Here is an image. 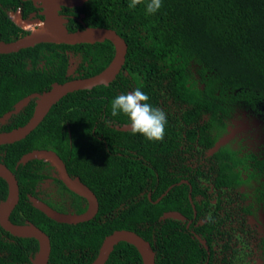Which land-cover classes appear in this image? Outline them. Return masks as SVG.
Returning a JSON list of instances; mask_svg holds the SVG:
<instances>
[{"label": "trees", "instance_id": "1", "mask_svg": "<svg viewBox=\"0 0 264 264\" xmlns=\"http://www.w3.org/2000/svg\"><path fill=\"white\" fill-rule=\"evenodd\" d=\"M130 2L89 0L82 7H64L60 12L72 32L85 27L115 30L127 43L126 59L108 86L68 94L25 139L0 146V163L16 175L20 187V200L11 217H25L46 231L52 241L49 264H91L105 237L116 230L134 231L150 242L156 264H213L197 239L176 229L172 221H159L168 210L194 216L190 186H175L156 200L168 187L188 179L182 155L194 154L200 147L196 153L213 150L215 165L210 168L213 173L199 169L189 178L192 198L203 197L195 202L197 215L206 216L210 198L208 188L195 178L223 192L218 195L214 217L228 197L237 203L235 215H264V0H162L155 14L146 12L150 0H141L134 9L128 7ZM12 6L22 7L24 18L15 9L8 18ZM39 10L32 1L0 0V41L14 42L23 33H33L27 25L41 20L27 17L35 13L43 19ZM67 51L82 59L79 78L101 73L115 56L110 41L58 47L41 43L0 54V118L25 97L76 79L67 75ZM137 88L149 96L148 103L167 115L162 141L119 130L130 120L123 114L111 115L112 100ZM34 107L32 101L0 124V132L25 125ZM247 117L259 123L258 140L253 136L255 129L253 135L220 144L228 129ZM36 149L54 151L68 172L95 193L99 210L94 219L62 224L33 206L28 195L35 196V186L50 165L41 160L18 162ZM170 164L174 173L169 172ZM59 184L78 200L75 212H84L86 207L80 203L84 199ZM149 190H153L151 199ZM7 193V183L0 178V201ZM210 233L209 229L202 231L208 243ZM20 241L33 247L24 251L11 246L10 257L31 264L29 256L37 253V241ZM258 249L264 260V235ZM106 264L143 262L134 245L120 242Z\"/></svg>", "mask_w": 264, "mask_h": 264}, {"label": "water", "instance_id": "2", "mask_svg": "<svg viewBox=\"0 0 264 264\" xmlns=\"http://www.w3.org/2000/svg\"><path fill=\"white\" fill-rule=\"evenodd\" d=\"M32 1L34 5L41 9L40 15L48 30H38L28 35H23L14 42L0 41V54H10L21 49L36 46L41 43H50L54 47L59 45L95 44L110 41L115 47V56L109 66L101 73L87 78H76L64 83H54L52 87L43 93L29 95L19 101L14 109L0 118V124H5L13 115L19 113L32 101L35 103L34 112L29 121L9 132H0V146L19 142L30 135L44 120L51 108L68 94L81 91L92 90L101 85L108 86L121 72L127 54V43L113 29L104 27H85L75 32L67 28L69 20L60 12L65 8H76L84 6L89 0H23ZM83 17V16H82ZM13 22V21H12ZM37 33V34H35ZM119 130L130 131V123L119 127ZM224 143V139L220 144ZM217 148V147H216ZM32 160H41L52 165L57 172L58 178L66 187L75 194L85 198L88 202L87 210L82 214H65L54 210L47 204L32 198L34 207L43 212L47 217L67 224H77L93 219L99 210V202L95 193L79 178L69 175L63 160L52 150L36 149L24 155L19 164H26ZM0 178L8 185V196L0 205V225L10 234L17 237H30L39 241V253L33 260V264H48L51 245L49 237L34 225H15L9 220V216L17 206L19 195V184L14 173L0 163ZM168 218L183 219L184 217L176 212L165 215ZM120 242H128L134 245L139 251L143 264H155V252L151 244L138 233L130 230H116L105 237L99 254L91 264H105L109 259L114 247Z\"/></svg>", "mask_w": 264, "mask_h": 264}, {"label": "flooded vegetation", "instance_id": "3", "mask_svg": "<svg viewBox=\"0 0 264 264\" xmlns=\"http://www.w3.org/2000/svg\"><path fill=\"white\" fill-rule=\"evenodd\" d=\"M14 9L18 10L20 12V15L23 17L22 7L16 8L15 6H12L10 8V10L7 12V17L9 16V12L14 10ZM40 12H41V9L38 11L39 15H40ZM10 14L13 15L12 12H10ZM31 16H34L37 19H40L39 17H37V15L35 13L30 14L27 17V19L30 18ZM67 54H68L67 75L71 76L73 78H79V76H80L79 70H80V66L82 63V59L78 55H75L74 52L67 51ZM232 127L233 126H231L228 129V133L224 137L228 136L229 131ZM236 136H234V137H236ZM224 137H222V139H224ZM222 139H220L219 142ZM183 149H184V147L182 146L181 150H183ZM196 150H200V147H198ZM196 150H194V154L193 153H184L182 155L184 158V160L182 161V165L186 166L188 168L189 174L186 175V177H188V179L182 178L177 184H173L172 186L168 187L166 189V191L164 192V194H162V196L156 200V202H158L173 187L181 186L182 184H188V186H190V188H189V201H190V203L194 209V216L192 218H190V217L186 216L185 214H183L181 211L175 209V210H168V211L164 212L162 214V216L159 218V221H161L163 223H168L169 221H172L173 225L175 227H177L176 229H178L181 232L182 231L187 232L191 235L192 238L197 239L200 242V244L207 250L208 257H212V263L213 264H264V260L261 257V251H260V249H258V244H259L260 238L264 235V222H263V232L260 235H258V232L256 230L257 229L256 224H252V222L250 220L255 215H245V213H243V212H241V214L238 216L235 215L234 208L237 207L236 206L237 203H235V202L231 203L232 200L229 199V197L226 198V201L223 204L221 203L223 208L219 209L217 211L218 212L217 216L214 217L213 216V210L215 209V207L218 203V200H217L218 195L223 193V192H222V190L220 192L215 190L213 185L204 179H200V181H199V178H195V179L197 180L198 183H200V185L203 186L204 189L208 188L207 191L209 194L210 202H209V207L207 208L208 210L206 212V216L203 217V216L197 215L198 213H197L196 208H195V202L200 203L202 201L203 197L197 196V197H195V199L192 198L191 192L193 190V187L190 183L189 178H191V176H194L195 173L198 172L199 169L201 171H203L204 173H206V172L213 173L214 171L210 172V168L215 165V163H214L215 160L212 158L213 150L212 151H204L203 153H196L197 152ZM132 153H133L132 154L133 158L136 159L137 158L136 152L132 151ZM119 155L129 157V155L127 153L126 154L125 153H119ZM45 163H47V162H45ZM172 167H173V164H170L169 165V172L170 173L175 172L174 169H171ZM66 169H67V167H66ZM43 174L45 175V177L41 181H39L37 183V185L35 186V196H33L31 194L28 195L29 200L32 204H33L32 198H35V199L47 204L49 207L53 208L54 210L61 212V213H65V214H82L87 210V208H88L87 200L76 194L77 196L84 199V201L81 200L80 203H81L82 207H86V210L82 213L75 212V205L78 203L77 202L78 200L71 193H69L66 190H63L61 188L59 181L60 182H62V181L58 178L56 169L52 165H50V169H48V171H45ZM69 175L73 178H79L78 176L71 175L70 173H69ZM16 179H17V177H16ZM80 181H81V179H80ZM82 183H84V182H82ZM18 184H19V182H18ZM64 186H66V185L64 184ZM69 191H71V190H69ZM148 193H149L148 194L149 199H151L153 190H149ZM19 195H20V187H19ZM7 196H8V193H7ZM7 196H6L5 200L7 199ZM230 197L232 198V196H230ZM5 200L0 201V205L3 204ZM33 206H34V204H33ZM13 211L9 216L10 222L12 224H15V225H22V226L34 225L37 228H39L41 231H43L49 237L50 245H51V251H52V241H51L50 236L46 233V231H44L42 228H40L38 225H36L33 221H31L25 217H20L19 219L12 218L11 215L13 214ZM170 212L179 213L184 218L183 219H174V218L165 217V215L170 213ZM15 220H18L19 222L15 221ZM210 220H211V222H210L211 224L209 225L208 223ZM55 222H57V221H55ZM86 222H88V221H86ZM58 223H60V222H58ZM82 223H84V222H82ZM62 224H67V223H62ZM77 224H79V223H77ZM77 224H70V225H77ZM206 229L211 230V233L207 234L209 237H211L210 243H208L207 239L204 238L202 235V231H204ZM20 239H34L37 241V246H38L37 253L35 254L34 257L31 255L29 256V260H30L31 264H33V260L37 257V255L39 253V248H40L39 241L35 238H30V237L14 236V235L10 234L8 231H6L1 225H0V264H27L24 261L20 263L19 259L15 260L14 258L10 257L9 247H11V246H20L22 248V250H24V251H27L29 249V247H33L32 244H31V246H29L28 243L25 244L24 242H21ZM238 247H241L240 249H242V250L245 249L246 252L242 253V250L238 249ZM249 247H250V249L247 250ZM114 249H115V247H114ZM234 252H236V255H234ZM50 255H51V253H50ZM109 258H110V256H109ZM108 260H107V262H108ZM155 262H156V252H155ZM49 263H50V258H49L48 264Z\"/></svg>", "mask_w": 264, "mask_h": 264}, {"label": "clouds", "instance_id": "4", "mask_svg": "<svg viewBox=\"0 0 264 264\" xmlns=\"http://www.w3.org/2000/svg\"><path fill=\"white\" fill-rule=\"evenodd\" d=\"M141 0H131L128 7L134 9ZM162 7V0H150L146 5L148 14H155ZM45 28L43 21L29 23L27 30L38 31ZM149 96L137 88L129 93L116 96L111 102L113 117L123 114L130 120V131L141 134L149 141H162L165 136V127L168 123L166 113L154 107L147 101Z\"/></svg>", "mask_w": 264, "mask_h": 264}, {"label": "rangeland", "instance_id": "5", "mask_svg": "<svg viewBox=\"0 0 264 264\" xmlns=\"http://www.w3.org/2000/svg\"><path fill=\"white\" fill-rule=\"evenodd\" d=\"M259 128V123L257 121H254L251 117H247L243 121H238L234 124V126L230 129L228 136L224 137V142H229L232 140V138H235L234 136H243L244 134L253 135L255 129L256 133H254V139L258 140L260 137L259 132L257 133V129ZM245 188L242 187L240 191H244ZM252 224H256V230L258 232V235H260L263 232V222H264V215L260 212L256 216L252 217L251 219ZM247 242V241H246ZM251 247V246H250ZM250 247L247 249L249 250ZM241 247H238L240 249ZM242 250V249H240ZM246 250L243 249L242 253H245Z\"/></svg>", "mask_w": 264, "mask_h": 264}, {"label": "bare ground", "instance_id": "6", "mask_svg": "<svg viewBox=\"0 0 264 264\" xmlns=\"http://www.w3.org/2000/svg\"><path fill=\"white\" fill-rule=\"evenodd\" d=\"M44 30H48V31H49V30H50V27H47L46 24H45V28H44ZM34 32H38V31H34ZM49 32H50V31H49ZM35 34H37V33H35Z\"/></svg>", "mask_w": 264, "mask_h": 264}]
</instances>
